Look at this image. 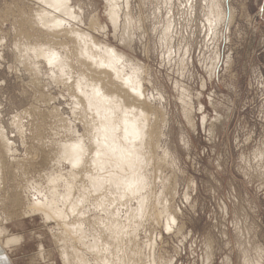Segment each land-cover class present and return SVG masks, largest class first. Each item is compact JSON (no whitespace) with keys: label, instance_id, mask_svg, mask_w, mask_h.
Segmentation results:
<instances>
[{"label":"rangeland","instance_id":"374dc122","mask_svg":"<svg viewBox=\"0 0 264 264\" xmlns=\"http://www.w3.org/2000/svg\"><path fill=\"white\" fill-rule=\"evenodd\" d=\"M208 1L129 0L125 7L119 0L114 28L106 0H68L76 19L40 0H0V247L16 264H264V0H220L224 18L212 26ZM41 10L64 18L70 31L52 36L35 22ZM75 28L142 68L152 154L142 170L147 187L126 202L90 186L82 172L73 178L69 172L87 163L75 168L61 154L63 144L85 135L88 145L91 137L81 102L86 79L68 58L69 49L78 57L83 48L71 37ZM30 46L63 60L48 63ZM48 176L57 195L71 193L59 198L70 213L65 222L29 209ZM142 197L148 205L140 213ZM107 217L129 227L119 243L109 241ZM9 235L22 240L3 246Z\"/></svg>","mask_w":264,"mask_h":264},{"label":"bare ground","instance_id":"6f19581e","mask_svg":"<svg viewBox=\"0 0 264 264\" xmlns=\"http://www.w3.org/2000/svg\"><path fill=\"white\" fill-rule=\"evenodd\" d=\"M40 1L44 4H46L50 9H53L54 11L59 12L60 14H64V15L68 16L69 18H74V19L78 18V15L74 12V10L72 9V6L68 3V0H40ZM106 1L109 5V7H108V18H109L111 24L113 25V27L116 28L118 26V24L120 23L119 22V20H120V10H119L120 2L118 3L119 0H106ZM219 2H220V0L208 1V3H210V12L209 13H210V15H212V16H210L211 18L209 17L207 19L210 26L213 25L212 24L213 22L215 24L219 23L220 20L224 18V17L222 18V16H223V14H225L224 13L225 11H223V7L220 5ZM118 4H119V7H118ZM123 4H125V7H127V5L129 4V0H124ZM51 12H50V10H41L40 14H38V13H37L38 15L36 14L37 20L36 21L34 20V21L37 23L41 22V24H42L41 26H43L46 31L50 32V30H52L51 31L52 36L54 34L61 33L64 30L67 31L68 29L64 28V25H62L64 22V18H61L58 15H56L55 13H51ZM127 13L123 14L125 20H124L122 28H124V29L128 28L130 26V19L128 18ZM94 21L95 20H93L92 24H94ZM214 27H215V25H214ZM68 31H70V30H68ZM71 37L75 38L79 43L81 42L83 45V48L80 47V48H82V50H81L82 52H81L80 56H78V57L76 56V49L72 47V49L68 50V58H70L72 61L74 60L73 58H76L77 62L80 63L79 68H81L82 74L86 79V84H83L84 88H82V90H81L82 95L84 94V99L81 102L84 103V100H85L86 107L90 113L89 114L91 117L90 123L92 122V124L91 125L89 124L90 125L89 133H90L91 137H89L90 142L88 145H86L85 143L83 144V141L81 140V138L85 135H83V136L81 135L82 136V137H80L81 141L80 140L78 141L76 139L77 141H73V142H70L68 144H63L62 149H61L62 150L61 154H62V157L64 158V160L70 162L73 167L75 166V168L77 165L80 164V166L77 167L79 169V167L80 168L82 167L81 166L82 163L83 164L87 163L85 168L82 167L83 169H81L77 172H74L73 170H71V172H69L73 178L76 174H80V172H82L83 174H85V176L89 177L88 179L90 180L89 182L91 183L90 186H93L95 189H97V188L101 189L103 191V193L109 194L111 196V198L113 196L118 195L120 198L117 197V199H116L114 197L115 201L116 200L119 201L120 199L123 200L122 197L127 198V196H134V194L138 193L140 191V189H142V186H144V184L146 182V176L142 170L144 169L146 162L150 160L149 155L152 154L151 151H149V150L146 151L147 149H150L149 146L151 144V138H153V136H151V134H152L151 133V127H153V125L151 126L147 122V120H146L147 118L145 116L146 115L145 114L146 113L145 106L147 105L146 104V102H147L146 98L147 97L145 96L144 87H142V81H141V77L139 75L140 65L138 63H133L123 52L118 51L116 48H114L112 46H109L106 44H101L100 42H97L88 33L84 32L78 28L71 30ZM128 42H130V41L128 40ZM125 44H126V42H125ZM30 48H31V46H30ZM76 48H77V46H76ZM30 50L32 51V53L34 55H41V56H43V58L48 63L52 62L56 66L58 64L60 65L61 64L60 62L63 60V59H57L58 52L51 50L49 48L44 49V50H40V48L38 49L36 47V48H31ZM66 55H67V53H66ZM64 68H65V66H64ZM141 69H140V71H141ZM79 102L80 101H78V103ZM77 109H78V107H77ZM1 135H2V130L0 128V140H2ZM85 137H87V136H85ZM158 138H159V136H158ZM3 143H4V146L6 147L7 146V145H5L6 142L3 141ZM88 152L90 153V155H87L86 157L88 158V156H90L89 159L85 158V155ZM148 152H151V154L149 153V155H148ZM86 159H87V161H86ZM147 164H146V166H147ZM87 165L91 167V170L92 169L95 170V173H92L93 175H90V169H89V167H87ZM86 167L88 169H86ZM88 170H89V172H88ZM77 179H80V178L77 177ZM33 181H34V179H33ZM54 181H55V178L53 179V178H50V176H48L47 181L45 183L46 184V190L45 189H44L45 191L44 190L42 191L41 189L35 190L37 195H36V197H32L33 199L30 202V205H29L30 208L29 209L31 210L32 213L35 212V214H36V212H37V213H39V215L41 214L42 217L44 218V221H46V222L50 221V219L58 220L59 222L60 221L65 222L66 221V220L64 221L65 218H67V217L70 218L69 217L70 213H69V211H66V210L59 207L60 206L59 205L60 204L59 198H61L60 196H62V194L60 192L61 195H57L59 193L57 191V186H56L57 184L55 185L53 183ZM63 181L66 184V182H65L66 180H63ZM73 181H74V179H73ZM42 184H43V182H42ZM66 185H68V183ZM69 185L70 186H68V187L72 191L73 188L71 187V184H69ZM38 186H39V184H38ZM83 186H85V185L83 184ZM148 186H149V184H148ZM32 187H33V185H32ZM144 187H147V186H144ZM65 188H66V190L70 191L67 187H64V189ZM42 189H43V187H42ZM92 191H93V193L95 192L93 189H92ZM102 191L101 192L97 191L98 192L97 194L102 193ZM65 193H66V191H65ZM65 193L63 194V196L68 197L69 195H71V193H69V195H65ZM89 193H91V192H89ZM97 194H95V195H97ZM139 194H140V192H139ZM70 197H68V198H70ZM83 197H85V196H82V198ZM82 198H81V200L84 201ZM146 199H147L146 197H142L140 201L138 200L139 201L138 208H139V206H140V208H139V211H138V208L136 209L137 212L142 213V210L143 209L145 210V208L148 205L146 202ZM16 200H19V198H17ZM72 200L73 199H71V202H72ZM79 200H76V201L79 202ZM127 200H128V198L125 200V202ZM62 201H64V200H62ZM65 202H62V204L63 203L65 204ZM67 202H69V201H67ZM71 202H70V204H71ZM119 202H121V201H119ZM106 203H107V201H106ZM65 206H66V204H65ZM119 206H121V205H119ZM71 207L72 208H70V209L68 208V209L73 211L74 208H73L72 204H71ZM101 208H102V205H101ZM86 209H88V208H86ZM130 209H129V211H130ZM134 209H135V207H134ZM107 211H108V209H107ZM103 213H105V212H103ZM105 214H107V213H105ZM110 214H109V216H110ZM112 215H116V213L114 212V214H112ZM115 217L119 218L117 216H115ZM82 218H80V219H82ZM128 218H130V217H128ZM111 219H113V217H111ZM171 219H172V217H171ZM107 220H106V222H107ZM131 220H132V218H130V220L128 219V221H131ZM119 221L116 222V220L115 221L110 220V222L108 221L110 224L107 222L108 226L110 225V228L112 227L111 231L109 230L110 228L108 230L110 232H112V230H113V232L111 233L113 239L111 238L112 239L111 240L109 238V236H111V235L106 237V239L107 238H108V240L110 239L109 241H111V242L115 241V242L119 243V241L122 240V237H124L123 235H125V233H126L125 230H127V228H129L127 226L122 225L123 223L120 224L121 221L120 222ZM128 221H126V223ZM71 222H73V220ZM74 223L75 222H73V225H74ZM107 224H106V226H107ZM129 224H127V225L129 226ZM131 224H135V223H131ZM113 225H115L114 226L115 229H113ZM75 226L77 227L76 230L78 229V231L80 230V232L83 231L82 228L78 227L76 224H75ZM71 227H72V225H71ZM105 228H108V227H105ZM133 229H135V228H133ZM69 232L71 233V231H69ZM85 232H87V230ZM85 232H84V234H86ZM2 233H3V231H2V229H0V235ZM75 233H76V231H75ZM77 233H79V232H77ZM113 233H114V237H113ZM68 235H69V233H68ZM68 235L65 234L64 236L69 237ZM78 235L80 236V234H78ZM82 235L80 236L81 238L85 237ZM70 236L73 237L74 235L72 234ZM21 238H22L21 236L9 235L5 238V241L3 242V246L4 245H10L12 243H17V242L22 240ZM102 241H103V239H102ZM95 244L98 245L99 243L98 244L95 243ZM87 245H88V248L91 249L90 246H92V244H87ZM117 246H119V245H117ZM93 248L95 250V246L92 247V250H93ZM119 248H117V249H119ZM125 251H127V249ZM123 254H126V257L128 259L130 258L129 257L130 255L127 256V252L123 253ZM98 255L96 254V256H98ZM70 256H72V255H70ZM94 256H95V254H94ZM101 256H102V254H101ZM65 258H67V256ZM68 258L66 260H68ZM115 258L116 257H114L113 259H115ZM116 259H119V258L117 257ZM126 259H124V260L126 261ZM106 260L107 259L105 258V261ZM130 260H132V259H130ZM108 261L109 260H107V262ZM116 261L119 262V260H116ZM122 261H123V259H122ZM68 263H72V261H70V262L68 261ZM112 263H113V261H112Z\"/></svg>","mask_w":264,"mask_h":264},{"label":"crops","instance_id":"0c3cea01","mask_svg":"<svg viewBox=\"0 0 264 264\" xmlns=\"http://www.w3.org/2000/svg\"><path fill=\"white\" fill-rule=\"evenodd\" d=\"M0 264H16L14 258L11 257L10 252L4 250L2 247H0Z\"/></svg>","mask_w":264,"mask_h":264},{"label":"snow or ice","instance_id":"6c2138e0","mask_svg":"<svg viewBox=\"0 0 264 264\" xmlns=\"http://www.w3.org/2000/svg\"><path fill=\"white\" fill-rule=\"evenodd\" d=\"M175 221H173V223H174Z\"/></svg>","mask_w":264,"mask_h":264}]
</instances>
